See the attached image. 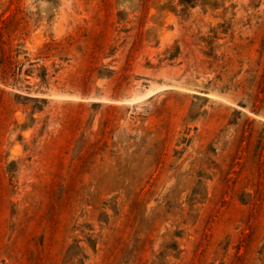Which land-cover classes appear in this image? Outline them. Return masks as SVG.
Returning a JSON list of instances; mask_svg holds the SVG:
<instances>
[{"label":"rangeland","instance_id":"obj_1","mask_svg":"<svg viewBox=\"0 0 264 264\" xmlns=\"http://www.w3.org/2000/svg\"><path fill=\"white\" fill-rule=\"evenodd\" d=\"M0 264H264V0H0Z\"/></svg>","mask_w":264,"mask_h":264}]
</instances>
